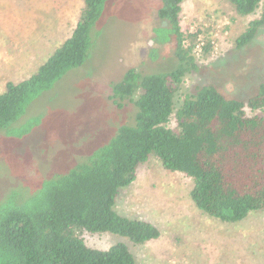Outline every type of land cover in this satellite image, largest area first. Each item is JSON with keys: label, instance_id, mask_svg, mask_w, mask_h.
Wrapping results in <instances>:
<instances>
[{"label": "trees", "instance_id": "obj_1", "mask_svg": "<svg viewBox=\"0 0 264 264\" xmlns=\"http://www.w3.org/2000/svg\"><path fill=\"white\" fill-rule=\"evenodd\" d=\"M110 1L83 0L69 37L28 78L5 84L0 137L30 134L37 125L30 118L32 102L87 62ZM184 1L160 0L157 8L160 25L153 30V41L171 45L167 54L158 60L153 50L152 69L130 68L109 86V101L130 118L125 121L124 116L109 138L80 161L37 172L34 183L19 186L26 189L23 196L18 185L0 186V264H136L124 243L93 249L81 234L110 233L136 246L160 236L152 223L115 210L120 190L150 158L191 179L189 197L209 218L235 224L251 212L264 211V80L245 100L211 84L198 86L176 107L183 79L197 69L195 46L185 42L200 33L185 36L181 30ZM228 1L238 17L260 10L235 39L242 48L264 27V0ZM208 46L202 54L210 51ZM172 117L177 131L168 126Z\"/></svg>", "mask_w": 264, "mask_h": 264}, {"label": "rangeland", "instance_id": "obj_2", "mask_svg": "<svg viewBox=\"0 0 264 264\" xmlns=\"http://www.w3.org/2000/svg\"><path fill=\"white\" fill-rule=\"evenodd\" d=\"M159 2L110 1L87 62L32 102L30 118L37 125L30 134L21 139L0 137L2 188L18 185L23 196L26 189L19 186L34 183L37 172L42 175L80 161L124 122V111L109 101L110 84L130 68L152 69L150 53L157 50L159 60L172 47L153 41V30L160 25ZM82 7L83 0H0V93L7 82L28 78L69 37ZM259 11L242 18L230 10L228 0L181 4V30L185 36L200 33L185 42L195 46L197 69L183 79L176 107L186 94L207 84L241 100L254 93L264 80V27L245 47L237 48L235 39ZM207 43L210 51L202 54ZM245 111L252 115L248 108ZM168 126L177 131L173 117ZM191 187L190 178L166 171L150 158L139 166L135 180L120 190L115 210L152 223L160 236L142 246L110 233H82L81 238L99 250L124 243L136 264H264V211L251 212L235 224L222 223L194 207Z\"/></svg>", "mask_w": 264, "mask_h": 264}]
</instances>
